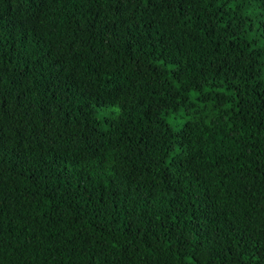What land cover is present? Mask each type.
I'll return each instance as SVG.
<instances>
[{"label": "trees", "instance_id": "1", "mask_svg": "<svg viewBox=\"0 0 264 264\" xmlns=\"http://www.w3.org/2000/svg\"><path fill=\"white\" fill-rule=\"evenodd\" d=\"M0 264H264V0H0Z\"/></svg>", "mask_w": 264, "mask_h": 264}]
</instances>
